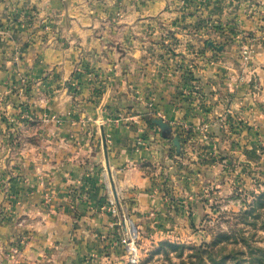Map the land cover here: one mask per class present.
<instances>
[{"label": "crops", "instance_id": "1", "mask_svg": "<svg viewBox=\"0 0 264 264\" xmlns=\"http://www.w3.org/2000/svg\"><path fill=\"white\" fill-rule=\"evenodd\" d=\"M262 11L264 0H0V264H123L121 229L160 240L198 214L209 163L196 144L264 117V50L240 61L205 27L249 35Z\"/></svg>", "mask_w": 264, "mask_h": 264}, {"label": "rangeland", "instance_id": "2", "mask_svg": "<svg viewBox=\"0 0 264 264\" xmlns=\"http://www.w3.org/2000/svg\"><path fill=\"white\" fill-rule=\"evenodd\" d=\"M189 26L192 27V24ZM201 26L196 23L191 30L178 25L173 27L175 29L165 28V32L168 34L170 30L178 29L194 34L200 31ZM206 28L211 31L208 36H217L213 38L216 43L237 47L240 61L247 63L254 52L264 50L263 22L249 31L252 34L233 38H227L225 34L220 37L223 31L233 35L231 31H236L233 25L217 22ZM160 31L162 35H157L156 42L164 45V25ZM242 50H248L246 59L241 56ZM259 111L264 115V105ZM240 124L241 130L234 129ZM201 149L204 151L203 159L209 163L204 181L196 184L201 209L198 214L185 215L186 223L181 221L179 230L171 232L169 238L158 240L134 231L139 256L135 264H179L180 260H196L198 248L207 262L211 252L215 259L212 264H249L247 261L251 255L259 257L264 264V197L257 200L264 194V117L230 121L227 133L214 136L207 142H198L195 150L198 152ZM165 242L172 247L162 245ZM212 242H215L213 249L208 247L206 250ZM220 248L226 257H219ZM18 249L12 248L11 252L15 253ZM124 258V263L129 264L126 252Z\"/></svg>", "mask_w": 264, "mask_h": 264}, {"label": "built area", "instance_id": "3", "mask_svg": "<svg viewBox=\"0 0 264 264\" xmlns=\"http://www.w3.org/2000/svg\"><path fill=\"white\" fill-rule=\"evenodd\" d=\"M247 54L249 56L248 50H242L241 51V56H243L242 58L246 59L247 58ZM112 212H116L115 208H112ZM122 221L124 223H126V218L125 216L122 215L121 217ZM119 220L118 224L120 225V221ZM135 229L133 228V226L131 225V227H125L123 229H121V231L119 232V238L117 240V242L119 244H121L126 252V262L129 264H135L138 262L139 256H138V249H137V245H136V239H135V235L134 232Z\"/></svg>", "mask_w": 264, "mask_h": 264}, {"label": "trees", "instance_id": "4", "mask_svg": "<svg viewBox=\"0 0 264 264\" xmlns=\"http://www.w3.org/2000/svg\"><path fill=\"white\" fill-rule=\"evenodd\" d=\"M146 122H147V124H148V126H149L150 128H153L154 124H152V122H151L150 119L146 120ZM188 136H189V135L185 134V137H184L182 133H178V134H177V137H178L180 140H182V139L184 140V139H186ZM194 137H195V136H194ZM168 138L170 139V137H168ZM263 197H264V194L261 195V196H259L257 200H260V199L263 198ZM218 242H219V241H218ZM162 245L172 247V245L169 244V243H167V242H165V243L162 244ZM213 246H215V242L210 243V244L206 247V250H207L208 247H210V248L213 249ZM221 250H222V248H220V249L218 250V255H219V257H220V258H224V257H226L225 254L221 253ZM199 252H200V248H198V253H197V255H196V260H191V259H189V260H187V261H185V260H180V263H179V264H210L209 262H211V264L214 263V260H215V259L212 258V256H211V252L208 253V256H209V262H207L206 260H204L203 256L200 255ZM180 255H181V254H179V256H180ZM247 262H248L249 264H263V263H262V260H261L259 257H255V256H252V255L249 257V259H248Z\"/></svg>", "mask_w": 264, "mask_h": 264}, {"label": "water", "instance_id": "5", "mask_svg": "<svg viewBox=\"0 0 264 264\" xmlns=\"http://www.w3.org/2000/svg\"><path fill=\"white\" fill-rule=\"evenodd\" d=\"M208 45L211 46L212 48L216 49V50L222 49V46H216L211 41L208 42ZM152 123L156 124L162 131L166 130V128H167V125L161 119H153ZM164 136L168 137L169 135H167V133H164ZM172 144H173V147L176 151V154H179V148H180L179 139L177 137H174L172 139Z\"/></svg>", "mask_w": 264, "mask_h": 264}]
</instances>
